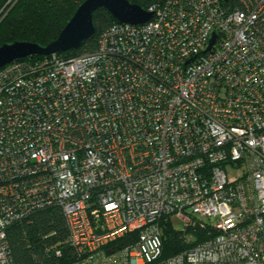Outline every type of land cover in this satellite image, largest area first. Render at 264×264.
Returning a JSON list of instances; mask_svg holds the SVG:
<instances>
[{
    "label": "built area",
    "instance_id": "2783aa9c",
    "mask_svg": "<svg viewBox=\"0 0 264 264\" xmlns=\"http://www.w3.org/2000/svg\"><path fill=\"white\" fill-rule=\"evenodd\" d=\"M145 11L92 52L0 69V264L51 208L73 264H264V0ZM173 221L205 238L163 259Z\"/></svg>",
    "mask_w": 264,
    "mask_h": 264
},
{
    "label": "trees",
    "instance_id": "16d2710c",
    "mask_svg": "<svg viewBox=\"0 0 264 264\" xmlns=\"http://www.w3.org/2000/svg\"><path fill=\"white\" fill-rule=\"evenodd\" d=\"M85 0H0V46L13 42H28L41 47L55 40L60 31ZM147 10L163 0H127ZM93 35L75 50L58 54L69 59L92 52L99 33L117 23L105 10L93 14ZM31 56L24 60L42 59ZM195 236L185 241L188 232L176 230L169 223L162 225V258L179 254L203 242L205 231L194 227L189 231ZM10 255L15 264H73L72 250L68 246L65 220L57 208L35 213L28 221L16 223L7 230ZM60 250L56 257L53 248Z\"/></svg>",
    "mask_w": 264,
    "mask_h": 264
},
{
    "label": "water",
    "instance_id": "95a60500",
    "mask_svg": "<svg viewBox=\"0 0 264 264\" xmlns=\"http://www.w3.org/2000/svg\"><path fill=\"white\" fill-rule=\"evenodd\" d=\"M105 10L120 24L141 25L148 22L153 13L143 10L127 0H85L60 31L57 38L46 46L28 42H13L0 46V69L7 64L31 56H49L79 49L94 33L93 14ZM211 39L209 47L213 44Z\"/></svg>",
    "mask_w": 264,
    "mask_h": 264
},
{
    "label": "rangeland",
    "instance_id": "374dc122",
    "mask_svg": "<svg viewBox=\"0 0 264 264\" xmlns=\"http://www.w3.org/2000/svg\"><path fill=\"white\" fill-rule=\"evenodd\" d=\"M230 173H231V174H234L233 171L230 172ZM172 223H173V227H174V229H176V230H179V229H180V224H179V222H177V221H173Z\"/></svg>",
    "mask_w": 264,
    "mask_h": 264
}]
</instances>
